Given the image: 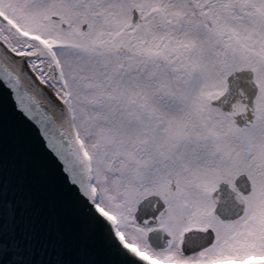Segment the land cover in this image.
<instances>
[{
	"label": "snow or ice",
	"instance_id": "1",
	"mask_svg": "<svg viewBox=\"0 0 264 264\" xmlns=\"http://www.w3.org/2000/svg\"><path fill=\"white\" fill-rule=\"evenodd\" d=\"M0 82L60 164L78 254L264 264V0H0ZM30 207L0 148V264H66Z\"/></svg>",
	"mask_w": 264,
	"mask_h": 264
},
{
	"label": "water",
	"instance_id": "2",
	"mask_svg": "<svg viewBox=\"0 0 264 264\" xmlns=\"http://www.w3.org/2000/svg\"><path fill=\"white\" fill-rule=\"evenodd\" d=\"M24 119V123H21ZM0 148L6 175L15 170L30 195V212L45 239L63 248L66 264H112L114 257L102 240L95 238L87 256L78 254L75 237L79 218L67 188L60 164L39 132L38 125L22 118L15 108L13 94L0 82ZM54 258V257H47Z\"/></svg>",
	"mask_w": 264,
	"mask_h": 264
}]
</instances>
